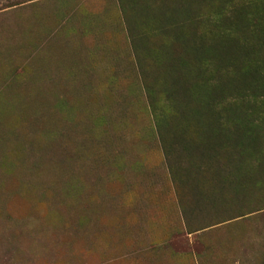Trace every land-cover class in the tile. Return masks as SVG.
Masks as SVG:
<instances>
[{"label":"rangeland","instance_id":"1","mask_svg":"<svg viewBox=\"0 0 264 264\" xmlns=\"http://www.w3.org/2000/svg\"><path fill=\"white\" fill-rule=\"evenodd\" d=\"M0 264H264V0H0Z\"/></svg>","mask_w":264,"mask_h":264}]
</instances>
